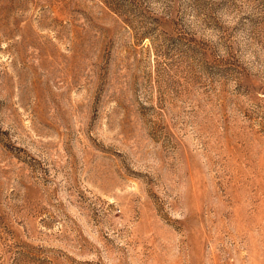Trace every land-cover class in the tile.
<instances>
[{
	"label": "rangeland",
	"instance_id": "1",
	"mask_svg": "<svg viewBox=\"0 0 264 264\" xmlns=\"http://www.w3.org/2000/svg\"><path fill=\"white\" fill-rule=\"evenodd\" d=\"M0 264H264V0H0Z\"/></svg>",
	"mask_w": 264,
	"mask_h": 264
}]
</instances>
